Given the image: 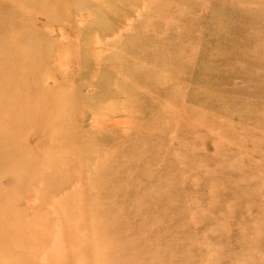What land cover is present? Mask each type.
Here are the masks:
<instances>
[{
    "label": "rangeland",
    "instance_id": "rangeland-1",
    "mask_svg": "<svg viewBox=\"0 0 264 264\" xmlns=\"http://www.w3.org/2000/svg\"><path fill=\"white\" fill-rule=\"evenodd\" d=\"M0 264H264V0H0Z\"/></svg>",
    "mask_w": 264,
    "mask_h": 264
},
{
    "label": "bare ground",
    "instance_id": "bare-ground-1",
    "mask_svg": "<svg viewBox=\"0 0 264 264\" xmlns=\"http://www.w3.org/2000/svg\"><path fill=\"white\" fill-rule=\"evenodd\" d=\"M17 43V42H16ZM16 45V44H15ZM19 57V56H18ZM12 62V61H11ZM30 67V65H26V66H24V68H23V72L22 73H20L19 75H18V78H19V80L17 81V82H21L22 84L24 83V85L25 86H27L28 84H30V82H31V80H30V78L28 77V75H26V73L27 72H25L26 71V69L27 68H29ZM31 67H32V65H31ZM13 83H15V82H13ZM11 81H10V87H11V85L13 84ZM10 87H9V89H10ZM43 118H45L44 116H43ZM42 118V119H43ZM46 120V119H45ZM46 131V133H48V132H50V130H45ZM46 137V136H45ZM45 137H41V139L42 140H44V141H42L41 143H42V147L44 148V149H46V148H48V146H49V142L45 139ZM53 142V141H52Z\"/></svg>",
    "mask_w": 264,
    "mask_h": 264
}]
</instances>
